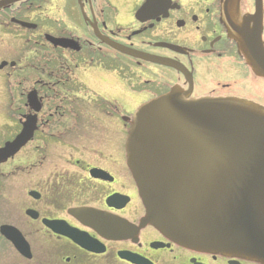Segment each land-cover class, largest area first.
I'll list each match as a JSON object with an SVG mask.
<instances>
[{
    "label": "flooded vegetation",
    "instance_id": "obj_1",
    "mask_svg": "<svg viewBox=\"0 0 264 264\" xmlns=\"http://www.w3.org/2000/svg\"><path fill=\"white\" fill-rule=\"evenodd\" d=\"M225 2L0 0V264H258L143 223L128 166L135 112L173 89L264 108V0Z\"/></svg>",
    "mask_w": 264,
    "mask_h": 264
},
{
    "label": "water",
    "instance_id": "obj_2",
    "mask_svg": "<svg viewBox=\"0 0 264 264\" xmlns=\"http://www.w3.org/2000/svg\"><path fill=\"white\" fill-rule=\"evenodd\" d=\"M31 134L27 124L21 144ZM127 148L146 223L194 251L264 264L262 107L174 89L138 109Z\"/></svg>",
    "mask_w": 264,
    "mask_h": 264
},
{
    "label": "rangeland",
    "instance_id": "obj_3",
    "mask_svg": "<svg viewBox=\"0 0 264 264\" xmlns=\"http://www.w3.org/2000/svg\"><path fill=\"white\" fill-rule=\"evenodd\" d=\"M1 79V78H0Z\"/></svg>",
    "mask_w": 264,
    "mask_h": 264
}]
</instances>
